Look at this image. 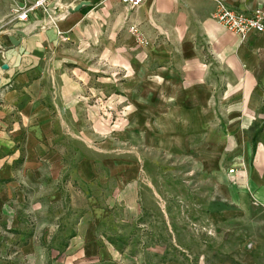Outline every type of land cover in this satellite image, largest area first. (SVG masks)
<instances>
[{"label":"crops","instance_id":"0c3cea01","mask_svg":"<svg viewBox=\"0 0 264 264\" xmlns=\"http://www.w3.org/2000/svg\"><path fill=\"white\" fill-rule=\"evenodd\" d=\"M223 1L244 12L264 3ZM22 2L32 0H0V182L14 178L16 164L17 176L26 170L33 179L31 169L39 176L46 164L51 178L56 175L63 163L52 138H60L68 120L61 105L75 115L77 75L101 73L105 97L117 93L125 109L119 138L182 156L198 186L209 175L226 196L214 199L219 206L213 217H230L223 228L238 242H215L216 249L231 252L215 257L214 264H264V30L242 39L228 32L212 19V0H142L134 6L119 0H46L44 10L34 8L25 21H16L13 8ZM130 25L137 34L128 31ZM8 37L18 43L10 44ZM45 75L51 78L48 87ZM47 88L53 89L49 100L42 93ZM54 104L58 108L51 113L48 106ZM25 153L34 159L25 161ZM258 153L260 163L251 160ZM216 155L238 164L227 173ZM12 196L2 189L0 264H79L74 249L89 259L96 256L97 264H126L107 258L111 253L96 237L93 221L75 233L60 234L61 228L55 245H37L61 257L47 259L43 252L32 260L25 197ZM54 217L63 223L62 213Z\"/></svg>","mask_w":264,"mask_h":264},{"label":"rangeland","instance_id":"374dc122","mask_svg":"<svg viewBox=\"0 0 264 264\" xmlns=\"http://www.w3.org/2000/svg\"><path fill=\"white\" fill-rule=\"evenodd\" d=\"M47 80L51 82L50 75L44 76V87H48ZM102 83L101 73L77 75L78 90L71 108L77 120H73L75 115L67 106L61 105L68 120L62 123L60 138H52L63 163L55 176L51 178L47 164L39 170V176L36 168L31 169L33 179L26 170L17 176L20 171L16 164L14 178L0 182V195L6 187L12 197H25V231H32L30 241L35 244V251H29L32 260L38 258V253L42 257L43 252L47 259L61 257L53 250L36 249L37 245H55L53 237L61 228L60 234L79 232L90 221L99 242L105 243L111 253L107 258L113 261L199 264L204 257V264H214L215 257H228L231 251L214 245L232 242L234 246L238 242L223 228L231 218L213 217L214 207L219 206L214 199L226 197L219 185L206 175L198 186L196 175L185 170L182 156L165 154L158 151L160 148H152L151 152L149 146H137L140 139L127 138L124 142L119 138L117 131L126 124L119 117L125 109L117 93L105 97ZM42 93L47 100L53 97L52 88ZM56 108L55 104L48 106L51 113ZM261 126L264 133V122ZM27 158L34 159L25 153V161ZM216 160L227 173L238 164L230 156L216 155ZM251 160L260 163L263 155L253 154ZM54 194L57 198H52ZM60 213L63 223L54 217ZM71 240L67 237L65 242L75 247ZM71 253L76 254L79 264H97L96 256L89 259L75 249Z\"/></svg>","mask_w":264,"mask_h":264},{"label":"built area","instance_id":"2783aa9c","mask_svg":"<svg viewBox=\"0 0 264 264\" xmlns=\"http://www.w3.org/2000/svg\"><path fill=\"white\" fill-rule=\"evenodd\" d=\"M46 0H32L31 3L22 2L16 4L13 8V18L16 21H25L28 14L34 8L45 9ZM128 5H137L142 0H119ZM213 10L211 13L212 19L225 30L237 35L239 38H244L248 33H259L264 30V3H260L248 12L237 11L230 8L223 0H212ZM130 33L137 34L135 26L128 27ZM143 39L139 43H144ZM3 47H0V52ZM232 169H229L231 172Z\"/></svg>","mask_w":264,"mask_h":264},{"label":"water","instance_id":"95a60500","mask_svg":"<svg viewBox=\"0 0 264 264\" xmlns=\"http://www.w3.org/2000/svg\"><path fill=\"white\" fill-rule=\"evenodd\" d=\"M9 38V42H10V44H16V43H18V40H19V38L18 39H13V38H11V37H8Z\"/></svg>","mask_w":264,"mask_h":264}]
</instances>
